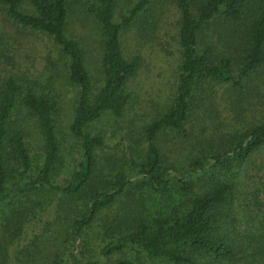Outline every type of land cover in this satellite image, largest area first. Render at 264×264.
<instances>
[{"label": "trees", "instance_id": "trees-1", "mask_svg": "<svg viewBox=\"0 0 264 264\" xmlns=\"http://www.w3.org/2000/svg\"><path fill=\"white\" fill-rule=\"evenodd\" d=\"M22 1L0 3L11 21L52 39L66 59L69 81L78 87L69 128L79 141L81 160L66 184L52 182L61 160L57 100L8 77L0 85V212L13 196L53 190L66 200L79 201L70 226L74 237H80L120 196L147 191L176 202L157 209L149 220L137 219L130 230L105 242L100 255L137 254L138 261L122 259L117 264H264V234L238 233L239 203L235 204L241 172L264 146V113L257 124L237 133H225L220 127L209 135L186 129L195 108L212 107L217 85L233 93L230 104L239 115L264 106L259 85L264 74V0H173L179 10L180 50L173 100L144 127L147 145L136 179L120 175L99 187L93 185L95 151L103 145V137L94 132V126L104 116L124 114L132 100L128 83L140 66L139 57L123 54L122 37L130 30L153 37L163 0H133L119 21L114 20L118 0H28L33 13L20 9ZM73 1L100 29L99 80L87 67L83 46L66 32ZM22 109L36 118L43 136L42 162L35 167L14 124ZM168 130L180 134L194 152L181 173H176L175 163L157 141L158 134ZM67 262L102 264L98 260L82 263L72 252L58 264Z\"/></svg>", "mask_w": 264, "mask_h": 264}, {"label": "rangeland", "instance_id": "rangeland-1", "mask_svg": "<svg viewBox=\"0 0 264 264\" xmlns=\"http://www.w3.org/2000/svg\"><path fill=\"white\" fill-rule=\"evenodd\" d=\"M132 3L133 0H118L114 20L119 21ZM71 6L66 32L83 46L87 67L93 78L99 80V26L77 1L71 2ZM20 9L28 13L34 11L28 0L22 1ZM178 20L175 2L163 0L159 8V27L153 37L135 30L127 31L122 37L123 54L127 58L139 57L140 66L129 80L132 100L124 114L121 117L104 116L94 126V132L103 137V145L95 151V187L106 186L120 175L131 180L137 177V164L144 157L147 145L144 127L165 111L175 94L180 61ZM8 77L57 100L55 119L61 160L52 182L66 184L81 160L79 141L69 128L78 87L69 81L66 59L52 39L11 21L5 14V5L0 3V85ZM259 85L264 93V74ZM216 88L212 107L203 104L195 108L186 124L187 130L192 129L194 134L204 130L205 135H209L220 127L225 133H237L261 120L264 106L239 115L230 104L233 93L230 94L225 85ZM14 119L34 167L40 165L44 143L36 118L22 109ZM213 140L217 143L215 135ZM157 141L169 155L168 159L175 163L176 173H181L193 157L192 147L182 141L180 134L169 130L160 132ZM238 190L235 202L236 205L239 203L238 233L264 234V146L246 163ZM174 199L160 198L147 191L122 195L94 218L82 236L74 237L70 225L79 211L76 198L66 200L53 190L13 196L2 204L0 212V264H58L69 252L82 263L90 260L102 264H117L122 259L138 261L135 253L116 252L104 257L99 254V249L105 242L130 230L137 219L149 220L157 209L164 210L176 202Z\"/></svg>", "mask_w": 264, "mask_h": 264}]
</instances>
